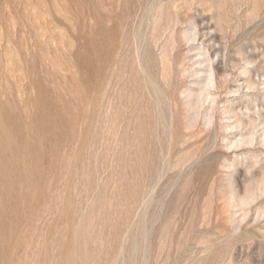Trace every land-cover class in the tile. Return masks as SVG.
<instances>
[{"label": "rangeland", "instance_id": "rangeland-1", "mask_svg": "<svg viewBox=\"0 0 264 264\" xmlns=\"http://www.w3.org/2000/svg\"><path fill=\"white\" fill-rule=\"evenodd\" d=\"M0 264H264V0H0Z\"/></svg>", "mask_w": 264, "mask_h": 264}, {"label": "bare ground", "instance_id": "bare-ground-1", "mask_svg": "<svg viewBox=\"0 0 264 264\" xmlns=\"http://www.w3.org/2000/svg\"><path fill=\"white\" fill-rule=\"evenodd\" d=\"M169 79V78H168ZM145 93V92H144Z\"/></svg>", "mask_w": 264, "mask_h": 264}]
</instances>
